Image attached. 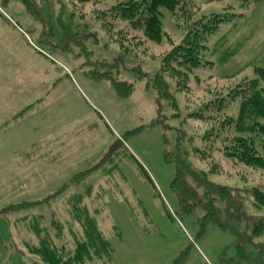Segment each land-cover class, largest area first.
Wrapping results in <instances>:
<instances>
[{
  "label": "rangeland",
  "instance_id": "obj_1",
  "mask_svg": "<svg viewBox=\"0 0 264 264\" xmlns=\"http://www.w3.org/2000/svg\"><path fill=\"white\" fill-rule=\"evenodd\" d=\"M31 1L38 15L20 0H0V23L7 28L6 20L17 24L20 44L37 56L21 49L14 60L8 55L0 59V67L8 71L14 63L17 67L57 71L50 83L48 79L34 116L45 111L46 121L65 119L67 125L62 124L61 134L49 143L50 139L33 143L29 156L6 157V152L2 155L0 151V209L43 198L74 174L92 167L95 170L58 200L0 214V264H42L28 250V245L39 241L32 223L40 214V225L49 226L55 213L64 225L65 237L80 235L81 228L69 212V198L84 193L90 185L93 188L85 203L97 207L104 201L106 212L99 214L98 220L114 249L116 264H174L179 257L183 264H263L264 246L260 243L264 239L252 237L250 225L263 213L254 206L252 190L259 187L264 191V171L242 164L231 166L222 160L225 173L210 177L219 184L239 188L243 197V208L234 213V219L228 220L229 212H222L226 229L214 223L202 229L206 210L197 207L186 213L172 181L179 161L193 170L206 167L197 163L192 153L193 145L199 143L189 139L200 133L201 123L188 120L182 124L186 113L216 97L221 87L259 76L256 67L264 66V0H195L200 7L196 17L235 16L207 35L201 59L211 63L193 70V93L174 91L171 82L176 106L153 84L161 58L172 46L167 41H147V54L124 53L94 16V9L105 5L78 0ZM161 11L163 30L179 43L186 29L178 25L171 11L164 7ZM0 32L6 33L1 28ZM23 35L43 52H35ZM92 69H110L120 80L134 84V93L119 98L109 80L91 79ZM197 79L201 85L195 87ZM64 85L67 99L61 98L58 108L69 115H58L55 107L42 110L48 105L49 94L57 96ZM70 86L80 92L73 88V96ZM233 106L221 111L233 110ZM152 120L154 125L149 126ZM143 124L147 128L139 134H126ZM261 151L264 154V148ZM103 190L104 196L98 199ZM89 264L109 263L96 260Z\"/></svg>",
  "mask_w": 264,
  "mask_h": 264
},
{
  "label": "trees",
  "instance_id": "obj_2",
  "mask_svg": "<svg viewBox=\"0 0 264 264\" xmlns=\"http://www.w3.org/2000/svg\"><path fill=\"white\" fill-rule=\"evenodd\" d=\"M20 1L30 7L32 13L38 15L37 10L32 8L31 0ZM78 1L82 4L88 2L91 5H105L94 9V16L101 21V27L124 53L147 54V41L157 44L167 41L172 45L161 58L153 84L162 96L171 99L174 106L177 103L173 92H170L171 82L174 84V91L193 93V70L211 63L201 59V52L207 47V35L218 29L222 22L235 16L225 13L196 17L200 7L195 0ZM163 7L172 12L181 28L186 29L184 37L177 44L163 30ZM38 47L43 49L39 45ZM256 70L259 76L241 78L234 85L231 83L221 87L216 90V97L199 103L197 110L186 113L182 120V124H186L188 120L201 123L200 133L196 132L189 139L199 143L193 145L192 153L195 161L205 163L206 167L193 170L189 168V164L179 161L172 188L186 213L194 212L197 207L206 210L201 218L202 229H205L208 223H214L223 229L228 228L222 212H229L226 217L230 220L234 219V213H239L243 208V197L239 188L210 180L214 174L225 173L222 160L228 161L231 166L242 164L254 170L264 171V154L261 151L264 148V86L261 85V80L264 81V66L256 67ZM89 75L94 82L109 80L115 94L121 99L129 98L134 93V84L120 80L110 69H92ZM143 76L142 73L140 77ZM199 84L201 85V81L197 79L195 87ZM225 88L228 89L227 93ZM232 105L233 110L221 111L224 108L230 109ZM148 125L153 126L154 120ZM145 128L147 125L143 124L126 134H139ZM94 170L95 167H92L74 174L58 190L49 192L43 198L1 208L0 214L6 213L7 210L35 207L58 200L68 188L80 185ZM242 177L244 179L245 175ZM92 188L93 185H90L84 193H74L69 198V212L81 228L80 235H74L72 239L65 237L64 225L55 213L49 226L40 225L42 214L38 219L35 218L36 222L32 223L33 230L39 241L28 245V250L37 255L42 264H89L96 260L116 264L113 258L114 249L98 220L99 214L106 212L104 201H100L97 207H88L85 203ZM104 194V190L100 191L98 199H102ZM252 195L254 206L263 213L250 225V234L252 237L264 239V191L254 187ZM25 216L28 217L27 214ZM260 244L264 246V242ZM261 259L264 264V253ZM174 264H183V261L179 257Z\"/></svg>",
  "mask_w": 264,
  "mask_h": 264
},
{
  "label": "crops",
  "instance_id": "obj_3",
  "mask_svg": "<svg viewBox=\"0 0 264 264\" xmlns=\"http://www.w3.org/2000/svg\"><path fill=\"white\" fill-rule=\"evenodd\" d=\"M6 22H8L10 27L7 28L3 23H0L1 30L6 32L5 34L0 32V59H4L5 55H8L10 56L8 59L14 60L19 57L21 49L28 48L20 44L18 25L11 20H6ZM23 38L34 51H37L24 35ZM28 52H30L28 53L29 56L36 58L35 56L37 55L32 54V51L28 49ZM20 67L22 66L17 67L14 63H12V66L9 67L11 69L8 71H4L0 67V151L2 155L6 152V157L31 155L33 143L37 141L44 143L43 140L50 139L47 142L49 143L52 140L51 138L61 134L60 131L63 128L60 129V126L62 124L67 125L65 119L52 121L49 118L46 121L45 111L41 113V116H34L37 111L36 104L43 98L42 95L45 93L48 79L50 83L52 76H55L57 71ZM64 87L58 90L57 96H53L52 93L49 94L48 105L42 106L41 109L50 110L55 107L58 115L68 116L69 114L65 110L58 108V105L62 103L61 98L67 99L65 94H63L67 87ZM73 88H76V86H70V91L73 92V96H76ZM76 89L80 92L78 88ZM56 99H59V101ZM58 129L60 130L58 131ZM56 131L60 133L56 135ZM34 132L36 133L33 134ZM54 134L55 136L53 137Z\"/></svg>",
  "mask_w": 264,
  "mask_h": 264
},
{
  "label": "built area",
  "instance_id": "obj_4",
  "mask_svg": "<svg viewBox=\"0 0 264 264\" xmlns=\"http://www.w3.org/2000/svg\"><path fill=\"white\" fill-rule=\"evenodd\" d=\"M34 45V44H33ZM35 46V45H34ZM37 49L41 50L39 47L35 46ZM42 51V50H41Z\"/></svg>",
  "mask_w": 264,
  "mask_h": 264
}]
</instances>
